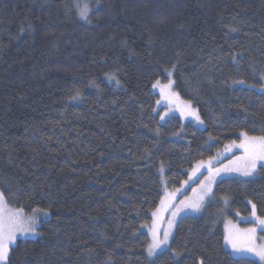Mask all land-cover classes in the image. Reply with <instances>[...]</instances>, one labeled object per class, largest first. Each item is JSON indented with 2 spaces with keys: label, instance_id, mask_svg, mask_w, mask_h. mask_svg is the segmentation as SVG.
<instances>
[{
  "label": "trees",
  "instance_id": "trees-1",
  "mask_svg": "<svg viewBox=\"0 0 264 264\" xmlns=\"http://www.w3.org/2000/svg\"><path fill=\"white\" fill-rule=\"evenodd\" d=\"M168 74L203 130L160 124ZM241 132L264 136V0H0V193L49 214L4 264H261L225 248L223 224L264 235V167L219 181L155 257L141 232L162 180L179 188Z\"/></svg>",
  "mask_w": 264,
  "mask_h": 264
},
{
  "label": "rangeland",
  "instance_id": "rangeland-1",
  "mask_svg": "<svg viewBox=\"0 0 264 264\" xmlns=\"http://www.w3.org/2000/svg\"><path fill=\"white\" fill-rule=\"evenodd\" d=\"M80 6L81 7L79 11L89 8L88 3L85 2H82ZM80 19L82 21L86 20V18L81 17ZM167 77V81L159 82L157 87L152 86L153 92L158 96L155 105V113L158 116L160 124L164 123L170 116H178L183 124L190 122L193 123L197 128L203 130L205 126L199 116L198 110H196L189 102L180 98V96L174 90L173 81L170 75L168 74ZM154 84H157V82ZM168 85H170V87H165ZM239 137L240 139L238 141L226 145L224 148H222V151L217 153L215 156L197 162L192 170H190L188 180L183 182L179 188L168 190L166 189L165 180H162L164 194L158 207L153 211L157 212V216L154 217L152 212L150 224L142 226L141 232L147 234L150 244L153 240V228H155L157 236L161 240L164 239V233L167 231L168 241L167 244H162L150 258L155 257L159 253L169 248L177 223L182 217L187 215L201 214L205 204L213 198L214 188L219 181L227 178L249 180L255 177L259 167H264V160L257 161V168L251 176H243L238 171L229 170V168L236 167L237 158L244 155V150L242 148L233 146L234 143L239 144L243 139L241 135ZM230 162L233 163L230 164ZM194 180H198V183L194 187L189 188ZM209 183L211 192L208 195H205L203 200L199 201V207L193 208L186 206L195 201L196 197L200 194L202 184L208 185ZM194 189L196 190L195 192L193 191ZM223 209L225 214L231 212L228 208L224 207ZM0 212H2L4 221L7 224L10 218L15 213L20 211L10 208L4 201L3 205H0ZM20 214L25 220L29 217H33L35 219V224L32 225L34 231L16 233V238L14 241H12L10 248L19 239L35 237L37 223L47 219L49 216L48 212L43 210H35L30 214H24L20 212ZM223 228L225 243L224 246L234 257L246 258L264 264V260H261L260 257L256 255L257 250L264 249V235L258 234L255 227H241L238 223L234 222L232 218L226 217ZM249 229H255V231L248 232ZM226 235L231 236V243L226 242ZM233 243L236 244V248L233 247ZM248 249H252V251H249ZM5 262H0V264H4Z\"/></svg>",
  "mask_w": 264,
  "mask_h": 264
},
{
  "label": "snow or ice",
  "instance_id": "snow-or-ice-1",
  "mask_svg": "<svg viewBox=\"0 0 264 264\" xmlns=\"http://www.w3.org/2000/svg\"><path fill=\"white\" fill-rule=\"evenodd\" d=\"M81 18L87 17V11H80ZM157 84H154L153 87H157ZM170 87V85L165 86ZM163 91V88H162ZM243 139L239 144H233L234 147L242 148L244 150V155L237 158V166L234 168H229V170L238 171L243 176H251L257 168V161L264 160V136L261 137H249L245 132L240 133ZM233 162H230V164ZM195 171V170H194ZM196 191L195 189L193 190ZM211 192L210 183L208 185L201 186L200 194L196 197L195 201L189 205V207L198 208L199 201L203 200L205 195H208ZM3 194L0 193V205H3ZM163 203V201H162ZM159 211V210H158ZM255 205H253V216H255ZM175 215V213H174ZM153 216H157V212H153ZM259 223L264 225V219L257 217ZM35 224V219L29 217L26 220L21 216L20 212L15 213L6 224L3 218L2 212H0V262H5L8 259L9 249L12 241L16 238V233H25L29 231H34L32 225ZM255 229H249L248 232H254ZM153 240L147 247V255L152 257L156 250L160 248L162 244H167L168 241V232L164 233V239L161 240L158 238L155 228L152 231ZM226 242H232L230 235L225 236ZM233 247L236 248V244L233 243ZM252 251V249H248ZM174 256L179 255V253H173ZM256 255L260 257L261 260H264V249L256 251Z\"/></svg>",
  "mask_w": 264,
  "mask_h": 264
}]
</instances>
